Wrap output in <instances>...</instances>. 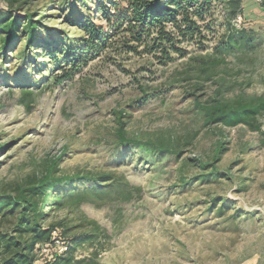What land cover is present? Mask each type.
Returning a JSON list of instances; mask_svg holds the SVG:
<instances>
[{"label": "rangeland", "instance_id": "1", "mask_svg": "<svg viewBox=\"0 0 264 264\" xmlns=\"http://www.w3.org/2000/svg\"><path fill=\"white\" fill-rule=\"evenodd\" d=\"M213 1L197 41L161 65L125 32L81 54V23L109 34L108 16L126 1L0 0L17 25L0 29V193L52 160L58 176L87 177L51 193L41 226L53 229L35 264L65 252V264H264V121L260 132L225 127L201 110L264 96V0H241L232 21L227 0ZM229 24L251 30L253 44L218 51L238 40ZM118 130L176 154L118 144ZM14 219L0 221L2 244L16 237Z\"/></svg>", "mask_w": 264, "mask_h": 264}, {"label": "trees", "instance_id": "2", "mask_svg": "<svg viewBox=\"0 0 264 264\" xmlns=\"http://www.w3.org/2000/svg\"><path fill=\"white\" fill-rule=\"evenodd\" d=\"M126 1V6L117 7L116 14L111 17L104 13L105 19L109 23V34L104 32V27L95 24L91 18L81 23V27L86 33L87 38L83 39L84 51L81 54L93 53L100 51V47L108 38L115 36L117 33L125 32L130 37V42H134L137 46H143L146 53H152L154 58L161 65H167L174 58L172 55L183 57L186 53L179 45L183 42H196L197 36L201 35V27L198 21H204L205 16L210 14L213 0H120ZM225 1V0H220ZM241 0H227L225 4L226 12L230 18L229 21L235 19L240 13ZM106 9L101 8L100 11L105 12ZM197 19V20H196ZM30 22L28 35L31 38L33 30ZM230 27V24H229ZM17 25L13 15L9 11L0 10V29L6 33L13 35ZM237 30L235 26L229 29L232 37L238 40L232 42L230 35L219 45L218 51L223 50L232 52L233 49L243 45L248 48L253 44V32L240 27ZM236 29V31L234 30ZM207 30L210 27L207 26ZM238 31V32H237ZM235 34V35H234ZM206 37H201L204 41ZM200 42V44H201ZM127 49L135 50L133 47ZM246 48H244L246 50ZM252 48H256L253 46ZM243 50V48L241 49ZM234 51V50H233ZM75 56H71L68 62L75 63ZM85 60H83L84 62ZM70 76L60 78L59 84L66 81ZM204 118L207 123L220 124L225 127H234L238 125L246 126L250 131L260 132L261 121H264V96L251 97L243 95L237 100L228 102L223 100H215L212 104L202 106ZM118 144L129 146L136 144L140 149L157 154L167 153L176 154L175 150L167 147L162 143L139 142L125 137L123 130L117 131ZM261 143L264 145V133H261ZM223 148L218 146V153ZM58 162L52 160L46 164L45 168L39 174L32 175L23 184L17 186L12 192L0 193V221L3 222L11 216H15L14 225L12 227L13 236L5 239L2 244L0 238V249L2 255L6 254L7 264H35L34 253L35 246L38 243L50 240L51 227L44 228L41 226V220L45 216L43 213L44 205L50 198L51 193L57 194L59 188H66L76 181L84 180V176H58ZM109 177V176H106ZM125 187L127 185L125 184ZM125 191V199L130 198L132 191ZM15 211L17 214L14 215ZM17 233L18 235H15ZM19 237L27 236V239ZM2 237V236H1ZM3 238V237H2ZM66 256L60 254L52 264H65L69 260V252H65ZM46 264H51L50 262Z\"/></svg>", "mask_w": 264, "mask_h": 264}]
</instances>
